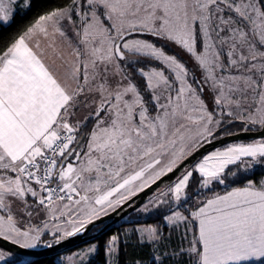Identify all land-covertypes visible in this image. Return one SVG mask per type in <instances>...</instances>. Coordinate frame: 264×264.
<instances>
[{
  "label": "snow or ice",
  "instance_id": "snow-or-ice-1",
  "mask_svg": "<svg viewBox=\"0 0 264 264\" xmlns=\"http://www.w3.org/2000/svg\"><path fill=\"white\" fill-rule=\"evenodd\" d=\"M237 123L264 129V0H68L0 46V241L37 255L156 186L143 211L192 237L136 229L149 264H264V181L204 195L264 165V138L197 157Z\"/></svg>",
  "mask_w": 264,
  "mask_h": 264
},
{
  "label": "trees",
  "instance_id": "trees-1",
  "mask_svg": "<svg viewBox=\"0 0 264 264\" xmlns=\"http://www.w3.org/2000/svg\"><path fill=\"white\" fill-rule=\"evenodd\" d=\"M67 2L68 0H29L30 6L24 11H16L15 17L9 25H0V46L8 42L19 31L34 23L40 15L46 14L55 8L63 7L65 4H67ZM243 127V125L237 123L236 126L230 130V132L233 133L243 130ZM256 128L257 127H253L252 129ZM249 180H251L253 183H256L257 185L263 181L264 165H255L250 169L245 168L243 164H241L238 168L233 167L232 172L229 173L224 185L214 184L212 186L213 191L208 192L207 190H204V195L211 196L213 194H220L231 188L244 186ZM192 187H196L195 179L192 181ZM193 204L194 200H191L188 204L184 205V208H190L193 206ZM168 210L169 208L167 205H161L159 208L150 207L149 211L147 212H142L139 210V208H137L126 217L118 221L115 225L101 232L99 235L64 252L82 247L90 242H95L98 251L95 252L94 256L90 258L85 264H89V262H91V264H107L106 245L108 244L111 236L118 235L120 240L118 241L116 264H149V259L153 255L154 249H150L147 245H141L138 242V234L135 230L139 226L153 225L157 227L164 236V242L161 247L167 248L168 251L178 248L181 245L184 247L186 245L184 244L185 240H182V237L179 235L177 228L166 225L162 219ZM101 226L102 225L94 227L90 233L97 231ZM45 238L44 239L46 241L51 240V237ZM189 240L190 238L187 239V242ZM58 255L45 256L33 261H35L36 264H58L56 261V256ZM181 259L183 264H190L188 257H183ZM13 261H18L19 264H30V262H32L30 261L27 263H20V258L15 255H13ZM167 264H174V262L168 261Z\"/></svg>",
  "mask_w": 264,
  "mask_h": 264
},
{
  "label": "water",
  "instance_id": "water-1",
  "mask_svg": "<svg viewBox=\"0 0 264 264\" xmlns=\"http://www.w3.org/2000/svg\"><path fill=\"white\" fill-rule=\"evenodd\" d=\"M264 131V129H260L257 127L256 129H252L251 131H244L240 130L237 132L231 133V135H228L224 138V140H213L209 144H205L203 148L199 150L197 153V157H201L202 155H205L206 153L210 152L211 150L229 144L236 141H246V140H255L264 138L261 137L260 133ZM177 173L171 174L172 176H175ZM167 186V179H165V183L160 185V188H165ZM159 189L156 188V186H153L152 188L146 189L144 192L139 193L137 196L133 197L132 200L129 203H126L122 209H118L115 212L109 211L108 215H102L101 220L96 221V226L98 227L102 225L97 231L90 233V231L94 228L93 226H88L85 231H83L81 234H77L76 236L67 238L65 241H63L59 245H54L52 249L47 248H37L28 250L30 252L38 253L37 255H20L18 256L17 253H21L24 250L19 249L16 246L10 245L6 242L0 241V245H3L5 250H8L10 248H16V252L13 253V255L20 258V263H27L30 261H33L35 259L50 256V255H58L66 250H69L73 247L79 246L88 240L94 238L95 236L99 235L101 232L106 230L107 228L115 225L118 221L126 217L128 214L139 208L144 202H146L150 197H152L156 191Z\"/></svg>",
  "mask_w": 264,
  "mask_h": 264
},
{
  "label": "rangeland",
  "instance_id": "rangeland-1",
  "mask_svg": "<svg viewBox=\"0 0 264 264\" xmlns=\"http://www.w3.org/2000/svg\"><path fill=\"white\" fill-rule=\"evenodd\" d=\"M13 7H14V11L15 12L16 11H24V10H26L29 7V0H14ZM149 39H151V38L149 37ZM167 51H169V53L171 54V53L177 52L178 50L175 49V48H169V49H167ZM183 59L187 60V57H183ZM189 66H191L190 62H189ZM239 142H245L246 143V142H251V141H236V143H239ZM225 146L226 145L217 147V148L211 150L210 152L206 153L205 155L210 154L212 151H215V150H218V149H223ZM157 192L139 207L140 211L145 212V211H143L144 205L147 204L149 200H153L155 198V196L157 195ZM150 207H152V206H150ZM150 207H149V209H150ZM109 211H111V210H109ZM147 226H153V225H141L137 229L142 228V227H147ZM168 226H170V225H168ZM172 227H176L177 228L178 233H179L180 236L185 231V227H184L183 224H181L179 226H172ZM191 237H192V233L188 232V238H190V240H191ZM45 239H47V238H45ZM187 239H184L185 240L184 244H186L185 248L188 247ZM91 246H96L97 247L95 242H90V243H88V244H86V245H84L82 247H78V248H76L74 250L67 251V252H64V253L56 256V261H57L58 264H80L81 260H83L84 264H85L95 254V252L89 253V254H85V253H87V249L89 247H91ZM117 248H118V242H117V245H116V249ZM116 256H117V251L114 252L113 254L109 255L108 250L106 249L107 264H116ZM9 259L13 260V255H11L9 257Z\"/></svg>",
  "mask_w": 264,
  "mask_h": 264
},
{
  "label": "crops",
  "instance_id": "crops-1",
  "mask_svg": "<svg viewBox=\"0 0 264 264\" xmlns=\"http://www.w3.org/2000/svg\"><path fill=\"white\" fill-rule=\"evenodd\" d=\"M81 115H83V113H81ZM260 139H262V138H260ZM255 140H258V139H255ZM248 141H252V140H248ZM264 181V180H263ZM242 187V186H241ZM235 188V187H234ZM232 189V188H231ZM231 189H229V190H231ZM229 190H227V191H229ZM226 192V191H225ZM225 192H223V193H225ZM223 193H220V194H223Z\"/></svg>",
  "mask_w": 264,
  "mask_h": 264
}]
</instances>
